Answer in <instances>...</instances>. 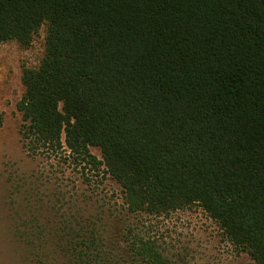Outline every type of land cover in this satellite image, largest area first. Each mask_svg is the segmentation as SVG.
Wrapping results in <instances>:
<instances>
[{"label": "trees", "instance_id": "trees-1", "mask_svg": "<svg viewBox=\"0 0 264 264\" xmlns=\"http://www.w3.org/2000/svg\"><path fill=\"white\" fill-rule=\"evenodd\" d=\"M43 25L18 104L29 152L104 166L132 214L199 206L264 264V0H0V46ZM22 228L29 264H175L103 217Z\"/></svg>", "mask_w": 264, "mask_h": 264}, {"label": "rangeland", "instance_id": "rangeland-1", "mask_svg": "<svg viewBox=\"0 0 264 264\" xmlns=\"http://www.w3.org/2000/svg\"><path fill=\"white\" fill-rule=\"evenodd\" d=\"M46 34L43 25L28 48L15 41L0 46V264H29V247L19 237L23 222L37 218L45 225L54 216L103 217L111 233L120 238L130 229L156 242L175 264H256L199 206L162 216L132 214L104 166L95 167L67 149L29 152L18 109L25 93L22 74L41 63ZM91 152L102 160L98 148Z\"/></svg>", "mask_w": 264, "mask_h": 264}]
</instances>
